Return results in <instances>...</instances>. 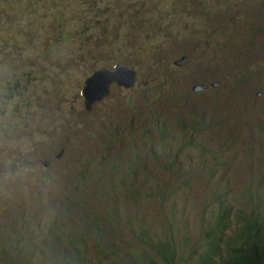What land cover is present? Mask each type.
<instances>
[{
    "label": "rangeland",
    "instance_id": "rangeland-1",
    "mask_svg": "<svg viewBox=\"0 0 264 264\" xmlns=\"http://www.w3.org/2000/svg\"><path fill=\"white\" fill-rule=\"evenodd\" d=\"M23 1L0 0V134L6 136L0 163L48 139L34 133L33 123L44 124L52 142L72 140L62 156L55 148L39 165L0 172V193L16 189L0 202V264H28L32 258L73 264L69 245L84 261L92 260L88 264H185L197 240L203 249L226 246L245 225L264 223V0H202L197 6L192 0H146L151 12L143 17L128 0V15L136 16L132 25L126 16L128 21L103 13V6L89 11L83 0H60L66 4L61 11L52 0H39L47 2L44 10ZM56 14L58 22L66 21L64 38L62 25L49 22ZM85 21L100 23L92 27L94 40L100 38L107 57H117L111 68L134 62L139 83L133 90L113 86L112 97L92 115L84 114L80 97L79 125L64 135L65 119L50 124L45 115H34L9 81H22L28 72L49 77L65 70L78 89L103 61L95 56L101 43L84 46L88 34L78 33ZM154 24L156 34L144 32ZM205 26L208 35L192 37ZM21 31L25 49L16 53L11 44ZM159 48L162 59L143 70V58H156ZM187 52L188 63L177 66ZM164 62L173 67L161 83L154 79ZM130 101L134 113L124 108ZM155 121L160 127L152 132ZM171 127L175 140L161 138L159 132ZM78 129L80 137L73 135ZM136 172L143 176L136 179ZM83 175L89 183L82 193L75 181ZM76 200L81 203L72 207ZM166 244L181 253L173 259L163 251Z\"/></svg>",
    "mask_w": 264,
    "mask_h": 264
},
{
    "label": "trees",
    "instance_id": "trees-1",
    "mask_svg": "<svg viewBox=\"0 0 264 264\" xmlns=\"http://www.w3.org/2000/svg\"><path fill=\"white\" fill-rule=\"evenodd\" d=\"M31 1L35 8L44 10L47 2H42L39 0H24L23 2ZM80 2L81 0H77ZM85 4H89L90 10L93 11L92 8H101L103 6V13H106V11L110 12V15L113 16L116 14V18L119 20L121 17L125 16L131 23V25L136 22L134 14H129L130 11V5L128 4V0H109L107 2V5H104L103 3L107 0H83ZM132 2V6L135 9L141 10L142 9V17L147 13L151 12L149 10L146 0H143L142 2H136L135 0H130ZM202 0H192L191 4L194 6H197L200 4ZM51 6H55L59 11L63 10L64 7H66V4H62L60 0H52ZM72 11H77L76 6L74 3L71 5ZM1 10V9H0ZM34 9L32 10V12ZM96 14V13H94ZM138 14V13H137ZM55 20L49 21L51 23H59L62 25L63 31L61 34V37H65L68 32V27L66 26V21L64 22H58L56 19L61 20L60 16L57 14L54 15ZM126 18L125 20L128 21ZM16 18H12L8 22H14ZM109 21L111 18L108 19ZM216 20L210 19L208 23H213ZM145 24L148 23V21L144 22ZM100 23L97 22H89L85 21L82 23V25L79 27L78 30L83 29V31L78 32L82 33V35L88 34L87 37H85L86 43L84 46H90L92 41H98L99 44L102 42L99 38V40L95 39V32L92 29L93 26H97ZM37 25L45 27L44 22H38ZM154 24L153 28L152 26L150 28H144L147 29L144 32H146L148 35H150L153 31V35L157 32V27ZM146 27H149L147 24ZM106 31V29H104ZM211 31L210 28L205 26V31L202 33L199 29H196L192 33L193 38H201L203 35H208ZM245 34L250 36L252 39L254 38L252 35H250L248 32L243 31ZM22 31L17 36L18 42L15 41V44H11L13 47V52H20L24 51L25 49V42L24 44L19 41V37L21 36ZM23 35V34H22ZM152 35V36H153ZM25 36V35H24ZM104 36L107 38V33L104 34ZM182 37V36H181ZM171 40H176V38H173L172 35L168 36ZM178 38V37H177ZM185 38H188L186 35ZM210 40V39H209ZM209 42V41H208ZM210 45L215 44L216 46L219 45V43L215 42L214 40H210ZM102 45V43H101ZM96 51V58H103L102 62H97L93 68L91 73L84 75L85 78H82L83 80L86 79L88 75H92L94 72L93 69H95L97 66H101L98 68H104V67H111L112 65L117 64L118 61L116 56L109 55L106 56V51L103 45ZM220 46V45H219ZM226 47V45H224ZM160 54L150 60L146 57L143 58V70H150V61H157L158 59H162V49L159 48ZM8 52H6L7 54ZM12 53V52H9ZM140 54L145 55L141 50L139 51ZM191 55L190 52H187V55L185 57H188ZM116 61H115V60ZM192 60L191 62H193ZM115 62V63H114ZM114 63V64H113ZM57 64V63H56ZM122 64V63H118ZM134 62L129 63L128 65L132 68H134L138 73V83H139V71L136 68L137 66H134ZM168 64H171L169 62H164L163 64V70L159 73L158 77L155 78V81L164 83L168 80V72L173 66H170ZM160 65V64H159ZM61 68V67H60ZM96 68V69H98ZM72 68L68 65L66 62V70H71ZM93 72V73H92ZM65 70H61L60 72L55 73L52 76H47L46 73L42 72H28L24 75L22 78V81L11 77L9 81V85H11L13 88L19 87V92L22 95L23 98V104L25 103L28 107V109L31 112H34L35 114H41L45 115L44 119L50 124L57 123L58 118L65 119L67 121V125L65 127V133L67 134V131L75 130L77 129L79 125V115L82 113L81 106L79 104L80 100V92L79 88L81 85H79L78 89L74 88L73 83H70L68 76L66 75ZM137 83V85H138ZM82 98V97H81ZM100 106V105H98ZM126 111H129L130 113L135 112L134 108V102L130 101L127 107H124ZM1 110V107H0ZM85 119V116L83 114V120L80 124V126L83 124ZM200 120V119H199ZM198 121V120H196ZM35 126L33 128L34 133H44L45 139L43 140L40 145L34 146L31 151L27 154H24L17 158H8L5 160L4 163H0V172L5 170H11L16 167H20L22 165L25 166H36L41 164V158L43 156L50 157L52 150L60 146V149L57 148L58 152L61 150V144L59 141L52 142L51 140V134L45 132V127L43 124V127L41 128L39 125L33 123ZM208 125V124H207ZM79 130V129H78ZM77 130L76 133L79 131ZM128 133H131V129L127 127ZM7 136H11V133H8ZM6 136L0 134V140H5ZM34 140V139H33ZM32 140V141H33ZM72 139H67L64 143L70 142ZM31 141V142H32ZM227 142V141H226ZM30 143V142H29ZM27 144V143H25ZM170 166H173L172 163L169 164ZM68 170V168H67ZM145 170H143L144 172ZM143 172H136L134 173V176L136 179H140L143 176ZM22 173H19V176H21ZM110 179V178H109ZM87 177L85 175L82 176V178L78 181H75L83 186V191L88 186V183L86 182ZM50 179H47V182H49ZM1 184V183H0ZM16 189H13L11 186L8 187L3 193H0V202H2V195L6 194L9 196H12L15 193ZM22 192V191H19ZM70 201V199H67ZM75 203H81L80 201L76 200L72 204V207L75 205ZM66 209V208H65ZM236 216H240V212L236 211ZM264 224V223H263ZM257 226V224L252 225H245L243 228L242 233L236 238V240L233 243H230L226 246H219L211 244L209 245L205 250L197 249L195 253V260L192 258L190 261L188 260L185 264H264V225ZM69 249L73 252V264H88L91 263L92 260L84 261L81 256L76 253L74 248L69 245ZM163 251L167 255H171L172 258H175V255H178L180 252L177 247L173 246L172 244H167L163 246ZM43 264V261L36 262L35 258H32L28 264ZM170 264H174V261H170Z\"/></svg>",
    "mask_w": 264,
    "mask_h": 264
},
{
    "label": "water",
    "instance_id": "water-1",
    "mask_svg": "<svg viewBox=\"0 0 264 264\" xmlns=\"http://www.w3.org/2000/svg\"><path fill=\"white\" fill-rule=\"evenodd\" d=\"M186 61L187 58L184 57L176 65H182ZM137 83V71L127 65L118 64L113 68L104 67L88 76L83 84L81 95L85 98L86 106L90 108L93 104L101 102L106 96L110 95L114 85L124 89H132ZM195 90L203 91L205 89L196 86Z\"/></svg>",
    "mask_w": 264,
    "mask_h": 264
},
{
    "label": "clouds",
    "instance_id": "clouds-1",
    "mask_svg": "<svg viewBox=\"0 0 264 264\" xmlns=\"http://www.w3.org/2000/svg\"><path fill=\"white\" fill-rule=\"evenodd\" d=\"M187 58V57H186ZM186 63H188V59H187V61L184 63V64H182V65H177V66H180V67H182L183 65H185ZM130 67V66H129ZM134 69V68H133ZM216 85H218L219 86V84L218 83H216V84H214V86L215 87H218V86H216ZM137 86V85H136ZM135 86V87H136ZM114 87H116V85H114ZM118 87V86H117ZM135 87L134 88H132V89H126V90H133V89H135ZM82 88H83V85H81L80 86V88H79V92H80V96L83 98V96L81 95V91H82ZM114 89V88H113ZM122 89H124V88H122ZM194 90H195V87H194ZM195 91H197V90H195ZM112 92H113V90H112ZM112 92L110 93V95H108V96H106L101 102H98V103H95V104H93L90 108L89 107H87L86 106V109L84 110V114H86V115H92L93 114V111H94V109H95V107L97 106V105H100V104H102V103H104V102H107L111 97H112ZM85 99V98H84ZM85 105H86V103H85ZM200 119H202V120H204V118H200ZM197 122V121H196ZM151 131L152 132H154V131H156V130H158L159 129V127H160V121H155V122H153V123H151ZM81 127V126H80ZM79 131V130H78ZM77 132V131H76ZM74 133L73 135H76V136H78V137H80L81 136V133L80 132H78V133ZM159 135H160V137L161 138H163V139H170V140H175V138H176V131L174 130V128H172L171 127V129H169V128H165L164 130H162V131H160L159 132ZM71 138V137H70ZM69 139V138H68ZM67 140V139H66ZM66 140H64V141H59L60 142V144H61V150H60V156H62L61 154L64 152V150L66 149V143H64ZM58 149H60V146L59 147H57ZM120 178V177H119ZM167 245V244H166ZM215 245V244H214ZM208 247V246H207ZM206 247V248H207ZM204 247L198 242V240H197V242H196V244H195V253H196V251H197V249H202V250H205V249H203ZM178 250H179V252L181 253V250L178 248ZM179 253V254H180ZM195 253H194V256H193V259L195 260V258H196V256H195ZM36 262H37V260H36Z\"/></svg>",
    "mask_w": 264,
    "mask_h": 264
}]
</instances>
